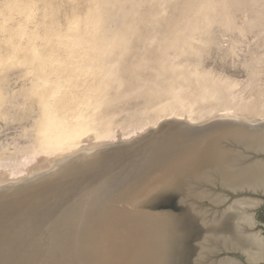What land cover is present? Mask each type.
I'll use <instances>...</instances> for the list:
<instances>
[{"label":"rangeland","instance_id":"obj_1","mask_svg":"<svg viewBox=\"0 0 264 264\" xmlns=\"http://www.w3.org/2000/svg\"><path fill=\"white\" fill-rule=\"evenodd\" d=\"M226 104L249 117L264 114V0H0L3 164L25 159L51 135L57 148H66L94 143L91 134L113 133L117 140L102 139L100 147L114 153L113 147L139 139L122 135L129 129L202 116ZM44 152L27 156L29 162ZM211 187L221 199H206L212 215L230 211L235 198L243 197L255 204L250 213L264 220V196L232 198L220 185ZM170 190L158 192L151 209L190 221L179 192ZM189 224L184 251H172L170 264H177L179 252L188 260L184 264L196 256L202 233ZM261 224L254 219L249 231L264 239ZM218 252L217 258L244 264Z\"/></svg>","mask_w":264,"mask_h":264},{"label":"bare ground","instance_id":"obj_2","mask_svg":"<svg viewBox=\"0 0 264 264\" xmlns=\"http://www.w3.org/2000/svg\"><path fill=\"white\" fill-rule=\"evenodd\" d=\"M215 112L129 129L124 137L152 134L113 147L114 153L100 147L102 139L117 140L113 133L91 134L94 143L66 148H57L51 135L25 159L0 162V264H170L184 227L173 212L151 209L157 193L170 189L204 226L195 264H232L229 256L212 259L231 246L259 263L264 239L245 230L254 225V202L237 198L221 216L205 205L221 200L212 184L264 188V158L240 166L247 156L235 149V143L264 147V114L249 117L227 104ZM40 151L46 159L42 153L35 161Z\"/></svg>","mask_w":264,"mask_h":264},{"label":"water","instance_id":"obj_3","mask_svg":"<svg viewBox=\"0 0 264 264\" xmlns=\"http://www.w3.org/2000/svg\"><path fill=\"white\" fill-rule=\"evenodd\" d=\"M235 145H236L235 147H241L242 148V151L244 153H248L250 155V157H245L243 162H240V166H242L244 163H249L251 161L257 160L258 158H264V147L261 148V149H255V148H250V147L244 146L243 144H237V143H235ZM243 152H241V153H243ZM217 185L218 186L220 185L222 187L221 188V191L223 193L230 194V196L232 198L235 197V196H237V195L238 196H243V195H257V196H260V197H263L264 196V188H261V187H253L252 188L250 186H244V185L243 186H234V185L231 186V185L221 184L220 182ZM237 198H240V197H237ZM237 198H235V199H237ZM180 202L182 204L181 208L184 211H186V213L189 216V220H190L188 222V224H186V222L184 221V218H182L181 216H178L177 217L179 219L180 223H181V226L184 227V236H186L185 234H186V232L188 230V227H190V224L189 223H193L194 225L196 223L195 226L199 228L200 232H202L203 229H204V226L201 224V222L199 220L195 219L187 211L186 206H185V203L183 202L182 199H181ZM254 217H255V219L257 221H261L262 222L261 227H262V231L264 233V220H262V219H260L258 217V213L257 212L254 213ZM252 227H253V225H248V226H246L245 230L246 231H249V230H251ZM179 243L180 242H178L175 245V248H174L173 251H176V249H178L180 252L184 251V237H183L181 243L180 244ZM228 250H231V251H228ZM221 251L223 252V254H231L232 256L239 257L244 264H250L248 262V260H247V255L240 248H238V247H233V246H231L229 248H225L224 247L223 250H221ZM180 252H179V255L177 257L176 263L177 264H182V263L184 264V262L187 263L188 260H186V258L184 257L183 253H180ZM212 259H214V258H212ZM216 259H217V257H216ZM261 260H264V259H261ZM192 264H195V258L193 259Z\"/></svg>","mask_w":264,"mask_h":264}]
</instances>
